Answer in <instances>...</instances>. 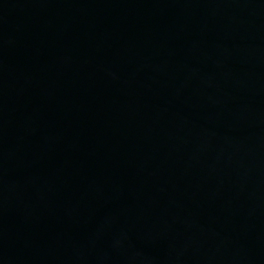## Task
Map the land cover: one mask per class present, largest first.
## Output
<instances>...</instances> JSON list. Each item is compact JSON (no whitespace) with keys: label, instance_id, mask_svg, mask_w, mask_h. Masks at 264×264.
<instances>
[{"label":"water","instance_id":"95a60500","mask_svg":"<svg viewBox=\"0 0 264 264\" xmlns=\"http://www.w3.org/2000/svg\"><path fill=\"white\" fill-rule=\"evenodd\" d=\"M0 264H264V0H0Z\"/></svg>","mask_w":264,"mask_h":264}]
</instances>
